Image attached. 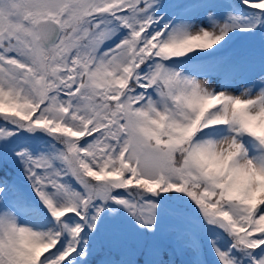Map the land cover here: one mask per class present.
<instances>
[{"label":"snow or ice","instance_id":"snow-or-ice-1","mask_svg":"<svg viewBox=\"0 0 264 264\" xmlns=\"http://www.w3.org/2000/svg\"><path fill=\"white\" fill-rule=\"evenodd\" d=\"M0 264H264V0H0Z\"/></svg>","mask_w":264,"mask_h":264},{"label":"trees","instance_id":"trees-1","mask_svg":"<svg viewBox=\"0 0 264 264\" xmlns=\"http://www.w3.org/2000/svg\"><path fill=\"white\" fill-rule=\"evenodd\" d=\"M180 259V257H177V260H179Z\"/></svg>","mask_w":264,"mask_h":264}]
</instances>
